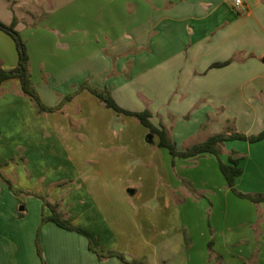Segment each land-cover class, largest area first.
I'll return each instance as SVG.
<instances>
[{
  "label": "crops",
  "instance_id": "1",
  "mask_svg": "<svg viewBox=\"0 0 264 264\" xmlns=\"http://www.w3.org/2000/svg\"><path fill=\"white\" fill-rule=\"evenodd\" d=\"M45 15L55 26L50 34L35 27ZM0 22L15 24L26 41L31 80L49 107L76 94L88 79L93 87L108 88L123 108H131L120 102L126 100L125 95L140 92L153 114L152 123H163L180 150L216 134L255 136L264 131V0H242L241 6L229 0H0ZM87 49L93 54L81 55ZM135 50L140 53L132 58L128 80L122 76L127 70L102 56L103 51H109L121 59ZM48 51L58 52L52 55L53 61L47 60ZM66 51L75 52V57L68 58ZM233 57L237 59L231 64L210 69L212 64ZM138 58L144 66L138 76L139 89L134 90ZM18 63L16 43L0 30V67L12 70ZM113 66L118 75L108 77ZM40 70L47 71L48 77L39 78ZM94 98L82 91L62 108L67 106L69 112L78 109L79 118L91 107L101 116L108 115ZM131 109L143 111L145 107L139 102ZM40 115L17 80L3 83L0 165L6 163L9 150L20 147L15 145L17 132L25 133L29 165L36 160L40 155ZM92 122L86 124V130L99 131L100 125ZM64 125L60 119L57 128ZM120 133L122 139L108 146H137L138 156L128 149L125 157L115 152L100 156L98 151L83 157L79 151L93 142L85 140L75 147L67 139L62 141L68 153L63 157L66 165L62 170L67 175L61 179L62 185L74 187L59 206L64 218L92 231L104 251L122 253L129 261L174 263L178 253L172 246L185 234V264H264V203L256 205L237 197L228 188L215 156L173 160L166 149L157 146L155 137L149 142L145 133H139L137 141H132L123 130ZM201 136L203 140H198ZM231 153L240 158L243 170L236 179V190L264 195V140L226 142L220 160L228 163ZM48 159L57 166L56 156ZM87 164H92L88 171ZM152 164L163 172L161 189L142 193L139 186L150 184L155 170ZM70 169L73 174L66 173ZM96 186H100V196L94 194ZM0 191L6 189L0 187ZM71 195L76 198L71 199ZM91 195L95 196L93 201ZM91 204L102 206L87 223L85 218L93 212ZM5 208V204L0 205V264H39L33 244L38 222L28 228L26 237L21 236L19 227L7 238ZM8 243L14 249L11 254L6 251ZM41 243L47 264H124L117 258L99 261L89 251L86 237L53 223L42 226Z\"/></svg>",
  "mask_w": 264,
  "mask_h": 264
},
{
  "label": "rangeland",
  "instance_id": "2",
  "mask_svg": "<svg viewBox=\"0 0 264 264\" xmlns=\"http://www.w3.org/2000/svg\"><path fill=\"white\" fill-rule=\"evenodd\" d=\"M233 1L235 0H229V2H233ZM46 20H47V17L45 15L42 19L39 20L38 24L35 27H37V29H40V31L42 32L50 34V32H53L55 30L54 29L55 26L53 27L51 22H48ZM56 37L59 39L58 35H56ZM22 40L26 46V41H24V39ZM26 50H27V46H26ZM57 53L58 52L47 53V57L49 54V57L47 60L50 61L52 59V55H56ZM139 53L140 51L135 50V51L130 52L128 55H125L124 57H122L124 59L122 58L117 59L116 57L112 56V54L109 53V51H103L102 56L107 57L109 62L110 63L112 62V65L118 62L119 69L124 68L125 72L127 70V72L123 74L122 76L126 80H128L131 77V67L133 65L132 58L138 55ZM66 54H69L68 58L75 57V52L73 51H70V52L66 51ZM84 54H86V56L89 57L93 53L88 50L84 53H81V55H84ZM129 56L131 58L130 59L131 61L126 59ZM76 58L73 60H70V62L71 61L74 62ZM89 61H90V58L88 59V62ZM68 64L70 63H67V66ZM114 66L112 67L113 71L110 72V74H107L108 77L113 76V74H114V77H117L118 74L114 70L115 69ZM143 66L144 64H143L142 58H138L137 68L133 74V79L135 77V81H133L132 83V87L134 90L139 89V80H138L139 77L138 76H139V73L143 71ZM57 69L59 70L60 67H58ZM46 72L47 71L40 70L39 78L41 77V75L48 77L47 76L48 72L47 73ZM103 72L105 73L104 70ZM83 84H88L89 86L93 87V85H91L88 79ZM125 96H126L125 98L126 100L120 101V102L122 103L124 102L126 106L133 108L135 106H138L140 102L144 104L145 108H148V103L145 100V97L141 95L140 92L138 91L135 92L134 96L132 95H125ZM29 101L34 107V109L38 110L30 99ZM95 101L98 104H100V106H102L99 100L95 99ZM67 108L68 107L66 106V108H62L60 109V111L55 112L53 114L40 113L41 115L39 117V145H38L40 149L39 150L37 149L40 152V155L36 157V160L34 161L35 163L33 162L34 164L32 163L29 165L28 162L30 158H28V156L25 155V147H24L26 146L24 143L25 133L17 132L15 133V145L19 144L20 147H17L14 152L13 150L11 151L9 150L10 156L8 155L9 157H7L8 159H6V163L0 165L2 166V168H0V175H1L0 176V187L1 189L2 188L6 189V192L0 191V198H1L0 205L5 204V207H6L5 208V213H6V217H5L6 234L5 235L7 236V238L8 237L11 238L12 235H14V233L19 229V227H22L21 236L26 237L28 228L35 222H38V226L34 233V243L33 244H34L36 254L39 260V264H47V260L45 259L46 258L45 250L41 243V228L45 224L41 223V219L43 216H49L50 211L45 206L44 201H48L50 203H56L59 206H61L63 205L65 200L68 198V193L70 192L69 189L71 187H72V190L74 189L72 185L69 186L67 184L64 187L62 185L63 180L61 179L63 178V176L67 175V174H64V171L62 170L63 167L66 165V164H63V157L67 156L68 154L67 151L63 150L64 147H62L63 146L62 141L67 139L68 141H71V144H75V147L80 146L85 140H87L88 142L90 141L93 142V144L91 145L86 143L85 145L87 146L85 148H82L83 150L79 151L81 152V155H83V157H88V156L90 157V156L96 155L97 151H98V154H100V156L114 155V152H115L117 153V155L122 154V156L125 157V156H129L127 152L128 149H130L131 154L134 153L136 156H138L139 149L137 148V146L133 148V145H132V148H128V149L126 148H115L114 149L113 144H112L113 147L108 146L110 142H113L114 140L118 141L122 139L120 137V135H122V133H120L122 132V130L125 132L124 133L125 135L127 134L129 136V140L131 139L132 141L133 140L137 141V137L139 133H145V138H147L148 135H150L148 131L145 128H143L134 118L124 116V115H118L111 110L105 109L103 106H102L103 109L101 110L102 111L105 110V112H107L108 115L106 114V115L101 116L98 110H95L94 108L91 107V109L89 108L86 110V115L83 114V116L80 118L78 117V114H79L78 109L73 108L71 112H69ZM124 108L130 111H134L131 108H127V107H124ZM60 119L65 121L64 128L63 127L57 128V123ZM92 119L96 120V122L98 123L97 125H100V128L102 127L101 130L100 128H99V131H95L93 130V128H88V130H86L85 128L87 126L86 124L91 125ZM81 125H83L84 127L80 128ZM59 139L61 140L60 141L61 144L58 145ZM198 140H203L202 136L199 137ZM101 142L103 143V146L100 145ZM75 147L73 148V150L76 152L77 149ZM151 148H153L152 145H151ZM52 156L54 157L56 156L57 166L55 165V162L49 163L48 158ZM6 164L8 165L11 164V166L5 167ZM152 166L154 167V164H152ZM91 167H92V164H87L86 171H88L89 168ZM144 168H148V167L144 166ZM154 169L155 170L153 174L151 175V177H149L150 184L144 185L146 182H143V181L142 182L144 184L143 183L140 184L139 187L142 188V193L148 192V189L151 191H155V192H158L161 189V187H159V184H162L161 179L164 178L163 172H159L158 169L155 167ZM16 170L17 171L19 170V171L15 173ZM66 173L73 174L74 171L73 169L72 170L70 169ZM137 174L138 172H136L134 176L136 177ZM144 178H146V175H144ZM144 178L142 180H144ZM56 180L60 181L61 183L59 185L54 184ZM7 181L11 183L12 188L9 187V184ZM81 182H83V180H81ZM99 189H100V186L99 187L96 186L95 188L96 192H94L96 196H100V194L97 193L99 192ZM87 193L90 194V191L88 190ZM70 197L71 199L76 198L74 195H71ZM92 198H93L92 199L93 201L95 196L93 195ZM191 198L197 199V196L192 195ZM88 204H90L89 199H87V205ZM101 206L102 205L95 206L91 204L90 208L93 210V212L90 213L89 217L85 218V221L87 223H89L91 216L95 214L94 211L101 209ZM103 206H105L104 203H103ZM105 207L108 208L107 206ZM26 210H28V213L26 212ZM20 214H22V216H20ZM90 222L92 221L90 220ZM77 227L86 229L82 226H77ZM179 239H180L179 242L174 243V245L172 246L173 251L178 253L177 260L174 263L172 262L169 264H185L184 256H183L185 245H186L184 242L185 234H180ZM7 245L8 246H6V251L8 254H11L14 251V249L9 243ZM152 259L153 258H151V260ZM157 264H162V263L160 261H157Z\"/></svg>",
  "mask_w": 264,
  "mask_h": 264
},
{
  "label": "trees",
  "instance_id": "3",
  "mask_svg": "<svg viewBox=\"0 0 264 264\" xmlns=\"http://www.w3.org/2000/svg\"><path fill=\"white\" fill-rule=\"evenodd\" d=\"M0 30L8 34L16 43L19 54V63L18 66L12 70H5L0 67V88L4 82L10 80H17L20 84L21 92L25 97L30 99L39 113H55L60 110L63 105L67 102H71L74 96L82 91H88L94 97H96L102 106L107 109L115 112L118 115H124L134 118L139 124H141L149 134L153 135L157 140V146L159 148L166 149L169 154L172 156L173 160L175 159H193L204 155H213L219 161V168L226 180L228 188L239 198L248 199L252 203L258 205L264 203V195H249L238 192L235 188L236 179L242 175L243 170L240 167V158L234 157L236 153H231L229 156L228 163H224L220 160V154L222 151V146L226 142L230 141H246L249 143H257L264 140V131L255 136H246L241 133H234L230 135L226 134H216L211 136L205 142L196 144L186 150H180L176 142L172 139L170 130L163 124L160 123L159 126H155L152 123L153 114L149 108H145L143 111H130L121 107L117 101L113 98L111 92L107 89H100L96 87L89 86L88 84H82L76 94L67 96L59 105L56 107L47 106L39 93L37 92L30 74L29 68V56L27 54L26 46L20 36V34L15 30V24L10 26L4 25L0 22ZM237 58L233 57L230 60L223 63H214L210 66V69L213 68H222L232 62ZM1 176V175H0ZM9 187L12 188V185L7 181ZM45 206L49 209L50 215L43 216L41 219L42 224L53 223L58 228L75 232L85 236L88 240V249L92 252L99 261H104L110 258H117L124 264H148L144 260H127L125 255L115 251H104L94 233L77 227L73 225L68 219L64 218L63 213L60 210V207L56 203H50L44 201ZM22 216V214H20Z\"/></svg>",
  "mask_w": 264,
  "mask_h": 264
},
{
  "label": "water",
  "instance_id": "4",
  "mask_svg": "<svg viewBox=\"0 0 264 264\" xmlns=\"http://www.w3.org/2000/svg\"><path fill=\"white\" fill-rule=\"evenodd\" d=\"M263 63H264V59H263ZM147 139L149 142H153L154 136L150 134L148 135Z\"/></svg>",
  "mask_w": 264,
  "mask_h": 264
},
{
  "label": "built area",
  "instance_id": "5",
  "mask_svg": "<svg viewBox=\"0 0 264 264\" xmlns=\"http://www.w3.org/2000/svg\"><path fill=\"white\" fill-rule=\"evenodd\" d=\"M235 5L236 6H241L242 5V0H235Z\"/></svg>",
  "mask_w": 264,
  "mask_h": 264
}]
</instances>
